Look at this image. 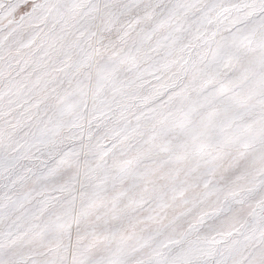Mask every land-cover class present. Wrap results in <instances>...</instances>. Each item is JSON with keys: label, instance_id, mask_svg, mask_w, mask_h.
I'll list each match as a JSON object with an SVG mask.
<instances>
[{"label": "snow or ice", "instance_id": "6c2138e0", "mask_svg": "<svg viewBox=\"0 0 264 264\" xmlns=\"http://www.w3.org/2000/svg\"><path fill=\"white\" fill-rule=\"evenodd\" d=\"M0 264H264V0H0Z\"/></svg>", "mask_w": 264, "mask_h": 264}]
</instances>
